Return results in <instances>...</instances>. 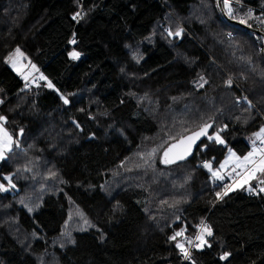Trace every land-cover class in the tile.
I'll list each match as a JSON object with an SVG mask.
<instances>
[{
    "label": "trees",
    "instance_id": "trees-1",
    "mask_svg": "<svg viewBox=\"0 0 264 264\" xmlns=\"http://www.w3.org/2000/svg\"><path fill=\"white\" fill-rule=\"evenodd\" d=\"M258 38L218 0H0V116L14 138L0 161V264H264V173L223 195L233 173L204 167L229 147L246 154L264 125ZM15 49L42 70L37 86L8 63ZM210 121L192 158L162 163ZM205 218L210 245L182 263L177 243Z\"/></svg>",
    "mask_w": 264,
    "mask_h": 264
},
{
    "label": "snow or ice",
    "instance_id": "snow-or-ice-1",
    "mask_svg": "<svg viewBox=\"0 0 264 264\" xmlns=\"http://www.w3.org/2000/svg\"><path fill=\"white\" fill-rule=\"evenodd\" d=\"M223 7L224 9L227 10V13L229 15H232L233 14V8H232V0H223ZM249 17H251V10H249V13H248ZM78 16H80V13H76L74 16H73V19H76ZM245 21L241 20V23H244ZM180 31L181 30H178L175 35L179 36L180 35ZM172 33H170L171 35ZM69 43H72V44H75L76 41L75 39L73 40H70ZM18 53H19V49L16 50ZM22 55V53H21ZM80 53L73 50L71 52H69V57L71 59H77L79 57ZM42 79L44 77H41ZM48 87H53V85L51 84V82H49L48 84ZM65 103H67V100H65ZM5 118L0 116V120H4ZM208 126L206 125L204 128L201 129L200 132L198 133H194L193 136H190V137H187L186 138V141L185 140H181L179 142V144L177 145H173L172 148H180L181 150L179 152H177L174 156V158H170L169 157V153L172 151V149L170 148L169 150L165 151L164 153V156H165V159L162 161V163H165V164H168V163H173L175 162L176 159H184L186 155H188L190 152H191V147H192V144L195 143V141L201 136V135H205L206 134V128ZM0 131H3L2 127H0ZM264 133V128H261L260 132L259 133H256V137L257 139H261V142L264 143V138H262L261 134ZM6 138V139H5ZM210 140L213 138L211 136L208 137ZM216 141L218 143H223V140L217 135L215 137ZM10 144H11V138L7 136V133L5 132L3 136H0V159H3L4 158V154H5V150H8L10 148ZM253 151L250 152L247 156H245L243 158V162L245 164H253L255 165V167H252L251 169L247 170L246 172V176L243 180V183H247L249 180L251 179H254L256 177V173H264V148H261V149H258L255 147V141H253ZM257 154H260L261 155V159L257 162L253 159H251L254 155H257ZM232 156H235V153H232ZM237 161L240 160L239 157L236 158ZM224 165H221V167H223ZM238 167H240L241 165L238 163L237 165ZM204 167L205 168H208L210 171H211V165L208 163V162H205L204 164ZM212 175L218 179H223L222 176H220L218 174V172H215L213 171L212 172ZM5 179H9V177H5ZM261 183H264V181H261ZM239 186V185H237ZM14 187V185H13ZM4 186L3 185H0V191H4ZM232 190V186H226V190L223 192V195H227L228 191H231ZM261 191H264V188H261L260 189ZM218 198H222V194L221 193H217L216 194ZM31 211V209H29ZM87 223V221H85ZM201 224L203 225V221H201ZM207 234L208 236H211L212 235V231L211 229L207 226V225H204L203 228L201 229V232L200 234L197 235L196 239L199 241V244L196 245L197 247H201L203 246L204 244L207 243V241L204 239V234ZM183 233L182 231L181 232H177L175 233L174 236L170 237V239L172 240H175L176 237L178 236H181ZM189 243H191V241H189ZM178 248L181 249V251L183 252L185 258H189L190 256V253L187 251V249H185L183 247L182 244L180 243H177L176 245ZM228 256V253H225L223 256H221V259H225L226 257Z\"/></svg>",
    "mask_w": 264,
    "mask_h": 264
},
{
    "label": "rangeland",
    "instance_id": "rangeland-1",
    "mask_svg": "<svg viewBox=\"0 0 264 264\" xmlns=\"http://www.w3.org/2000/svg\"><path fill=\"white\" fill-rule=\"evenodd\" d=\"M178 18L181 20H185V18L181 17V16H179ZM166 23H167L168 30L176 31L178 29V19L176 17L169 15L168 19L166 20ZM168 39L173 42V39L170 38L169 36H168ZM16 50L17 49H15L8 56V58H7L8 63L16 72L21 74L24 78H27L33 72L37 71L36 70L37 66L28 58V56L22 50L19 49V53ZM21 53H22V55H21ZM261 128H264V125ZM261 128L249 137L248 140H249V143L251 145V148L246 154L241 155V154L237 153L234 149L229 147L227 149V153H226L224 159L218 164V166H213L211 162L209 163L211 165V171L209 169L208 170L211 172V174L213 171H215V172H218V174L223 177V179H218L212 175L215 179L225 180L226 177L229 176V173H231V169H240L241 172L245 171V175L243 177H240V179L235 182V185L232 186V190L237 189L239 187H242L244 185L250 184L253 180L258 179V173L259 172L256 173V177L254 179L249 180L247 183H243V180L246 176L247 170L251 169L252 167H255V165H253V164H245L243 162V158L245 156H247L250 152L253 151V147H254L253 141H255V147L258 149H261L259 147V143H260L261 139H257V137L255 135L256 133L260 132ZM217 135L223 140V144H224L225 141H224L223 137L221 136V133L219 130H216L210 136L215 138ZM261 136H262V138H264V133H262ZM165 151H166L165 149L164 150L162 149L159 157L163 156V159H165V156H164ZM232 153H235V156H232ZM159 157L157 156L156 162L158 161ZM237 157L240 158L239 161H237V159H236ZM258 158H259V160L261 159L260 154L254 155L251 159L258 162L259 161ZM151 160L152 161L155 160L153 155H151L149 158V161H151ZM238 163L241 165L240 167L237 166ZM221 165H224V166L221 167ZM237 185H239V186H237ZM179 243L182 244L181 241Z\"/></svg>",
    "mask_w": 264,
    "mask_h": 264
},
{
    "label": "built area",
    "instance_id": "built-area-1",
    "mask_svg": "<svg viewBox=\"0 0 264 264\" xmlns=\"http://www.w3.org/2000/svg\"><path fill=\"white\" fill-rule=\"evenodd\" d=\"M233 2H235L238 6L240 7H246L249 10H251V16H252V21L254 24H256L255 27L259 28L260 25H262V17H264V9L263 8H259L257 6H254V5H250V4H247V3H243V2H239V1H236V0H232ZM80 18V17H79ZM231 34V33H229ZM258 41L261 43V47H263V38L260 37L258 38ZM43 77V72L42 70H38L36 72H34V74L25 82V87L26 88H33L35 86H37L43 79L41 78ZM243 101V97L241 96H238L236 97V102L238 105H240ZM259 147L260 148H264V143H262L260 141L259 143ZM259 160V158H258ZM231 172L233 173L234 175V181H238L240 179V177H243L245 175V171L244 172H241L240 170H236V169H232ZM203 221V225L201 224V222L197 223L194 225V228H195V233L193 234V236L191 237V239L189 241H191V243H189L188 245H185V244H182L183 247L185 249H187V251L189 253H191V251L195 248H201V247H205V246H209L210 245V238L211 236H208L206 233L204 234V239L207 241L206 244H204L203 246L201 247H197L196 245L199 244V241L196 239L197 235L200 234L201 232V229L203 228L204 225H207L211 231H212V227H211V224L208 222V220L205 218ZM180 253L183 257V261L182 263L184 262H187L191 259V257L189 256V258H185L183 252L181 251L180 249Z\"/></svg>",
    "mask_w": 264,
    "mask_h": 264
},
{
    "label": "water",
    "instance_id": "water-1",
    "mask_svg": "<svg viewBox=\"0 0 264 264\" xmlns=\"http://www.w3.org/2000/svg\"><path fill=\"white\" fill-rule=\"evenodd\" d=\"M218 6H219V9H220L221 13H222L223 16L225 17V19L228 20L230 23L237 24V25H239V26H241V27H243V28H245V29L250 30V31L253 32L254 34H258L260 37H262V38H263V52H264V30L259 29V28L254 27V26H251V25H249V24H247V23H245V22H244V23H241V21H237V20L231 19V18L229 17V15L227 14L226 10H225L224 7H223V0H218ZM206 125L208 126V127L206 128V134H205V135H201V136L195 141V143L192 144L191 152H190L188 155H186L184 159H182V160H180V159H176L175 162H173V163H168V164L180 163V162H184V161H187V160H189L190 158H192V157L194 156V154H195V152H196L198 146H199L200 143L202 142V140H203L205 137H207V136L210 134V132L212 131V129H213V127H214V121H210V122H208V123L202 125L201 127H199V128H197V129H195V130H192V131L186 133L185 135H183L182 137H180V138L174 140L173 142H171V143L167 146L166 151L169 150L170 148L172 149V151L169 153V157H170V158H174L175 154H176L177 152H179L181 149H180V148H172V146H173V145H177V144H179V142H180L181 140H185V141H186V138H187V137L193 136L194 133H198V132H200L201 129L204 128ZM186 142H187V141H186Z\"/></svg>",
    "mask_w": 264,
    "mask_h": 264
},
{
    "label": "crops",
    "instance_id": "crops-1",
    "mask_svg": "<svg viewBox=\"0 0 264 264\" xmlns=\"http://www.w3.org/2000/svg\"><path fill=\"white\" fill-rule=\"evenodd\" d=\"M0 127H2L3 131H0V136H3L4 133H7V136L11 138V144H10V148L8 150H5V154H4V158L7 156V154L10 152V150L12 149V145L14 142V138L12 137V135L10 134V132L8 131V129L4 126V123L0 120ZM6 139V138H5ZM2 159H0L1 161Z\"/></svg>",
    "mask_w": 264,
    "mask_h": 264
}]
</instances>
